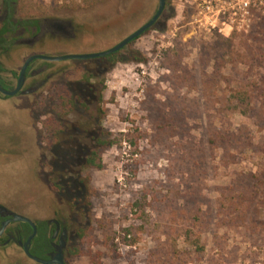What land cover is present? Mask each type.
Masks as SVG:
<instances>
[{
	"label": "rangeland",
	"instance_id": "rangeland-1",
	"mask_svg": "<svg viewBox=\"0 0 264 264\" xmlns=\"http://www.w3.org/2000/svg\"><path fill=\"white\" fill-rule=\"evenodd\" d=\"M201 1L166 0L157 23L122 50L139 52L144 63L60 64L67 72L52 95L68 99L74 91L87 107L66 108L56 138L71 149L72 168L95 133L114 140L102 152L103 169L83 172L91 179V222L82 239V226L72 224L81 255L68 264H264V0H248L244 22L239 0H221L225 21L235 18L228 34L199 23ZM91 2L18 0L17 11L22 19L70 21L72 48L95 53L133 33L158 6ZM85 73L96 75L87 86ZM30 108L27 100L14 109L21 124L30 123ZM46 140L39 150L0 145V203L42 217L54 205L69 219L49 186L53 139ZM0 264L33 263L10 244L0 246Z\"/></svg>",
	"mask_w": 264,
	"mask_h": 264
},
{
	"label": "flooded vegetation",
	"instance_id": "flooded-vegetation-1",
	"mask_svg": "<svg viewBox=\"0 0 264 264\" xmlns=\"http://www.w3.org/2000/svg\"><path fill=\"white\" fill-rule=\"evenodd\" d=\"M11 12L15 15L8 19V15ZM76 39L75 30L70 21L59 19L43 20L39 16H30L22 19L17 8L3 12L0 18V138H4V136H7V138L0 145L5 146V149L28 151L33 147L39 150L47 141L44 138V125L46 124L47 128L51 122L54 126L53 133L55 134L53 143L59 142L56 139L59 135L58 129H60L58 124H61L64 130L62 118L66 115L64 110H59L60 97L62 95L54 96L52 92L60 75H64L67 72V68L60 66V64L66 62L101 61V58H103L63 61L43 59V57L57 58L68 55L90 54L87 51H79L72 48L71 42L76 41ZM65 42H70L71 44H64ZM60 43L62 49L56 48ZM66 45L73 50V53L62 52ZM101 62L109 65L106 61ZM21 73L23 79L17 89ZM88 74L91 73L83 74L82 83L86 86L87 82H85V79H87ZM92 75H94V78L96 77L95 74ZM14 91L16 92L13 95L7 94ZM70 93L75 95L74 91ZM13 98L14 100L11 102ZM78 98L81 99L80 97ZM27 100L31 102L30 123L24 125L20 123L14 109ZM51 104L54 106V110L50 109L53 107H50ZM45 107L49 110L44 111L43 108ZM66 108L67 110H72L68 106ZM50 119L51 121L47 122ZM29 134H34L33 140L29 139ZM51 179L52 175L48 172L49 183ZM51 191L53 194L58 195L56 191L52 189ZM0 206L10 212L19 214L2 203H0ZM19 215L29 219L31 224L27 222H9L0 236V246L15 245L21 251L23 257L33 264H59V261L62 264H68V252L72 248L75 235L70 219L59 214L58 209L54 205H49V212L45 217L32 213ZM10 218L11 216L8 212L0 211V229L2 224ZM25 246L30 256L41 260L43 263H39L25 254Z\"/></svg>",
	"mask_w": 264,
	"mask_h": 264
},
{
	"label": "trees",
	"instance_id": "trees-1",
	"mask_svg": "<svg viewBox=\"0 0 264 264\" xmlns=\"http://www.w3.org/2000/svg\"><path fill=\"white\" fill-rule=\"evenodd\" d=\"M103 1L107 0H92L91 3L95 6ZM0 4L1 11L3 13L6 10L12 11L14 8H17L18 0H1ZM11 14L8 15V19L12 18L15 15ZM101 61H106L109 64L108 66L111 67L117 63L123 62L144 63L145 58L139 52H131L130 55L123 56L122 52L119 51L101 58ZM93 78L94 75L88 74L85 82L89 84L90 80ZM60 100L61 102L59 104V110L62 109L65 111V107L67 106L69 107V109L74 107H83L84 109H87L83 102L75 95H72L70 98H68V100L61 96ZM50 121L51 119L47 122ZM58 125L60 128L58 133H63L61 124ZM53 127L54 126L51 122L50 125L46 128L47 130H45V132L47 133V137H44L45 139H55ZM90 141L91 143L87 150L86 156L83 158V162L79 164V167L77 166V168H72L76 166H73L75 164L71 165L69 162V158H71V149L68 146H65V142H60L59 144L56 142L53 143L47 162L50 169V174L52 175V179L49 183L50 187L52 190L58 193L60 199L63 201L65 207L70 213V222L75 226H82V228H77V235L80 239H82L86 234L91 222V179L83 172L90 169L97 171L102 170V152L114 145V140H111L108 134H104L103 132L95 133V135L91 136ZM68 253L69 257H76L81 255L79 249L74 247H72Z\"/></svg>",
	"mask_w": 264,
	"mask_h": 264
},
{
	"label": "water",
	"instance_id": "water-1",
	"mask_svg": "<svg viewBox=\"0 0 264 264\" xmlns=\"http://www.w3.org/2000/svg\"><path fill=\"white\" fill-rule=\"evenodd\" d=\"M165 6H166V0H158V6H157L156 12L154 13V15L145 24H143L141 27H139L133 33H131L130 35H128L127 37L122 39L119 43H117L116 45L112 46L111 48H109L107 50H104V51H101V52H96V53L84 54V55H68V56H62V57H57V58L43 57V59L51 60V61H63V60H69V59H87L88 60V59H95V58L105 57V56H108L110 54L119 52L124 47H126L132 41H134L137 38H139L142 34H144L147 30H149L151 27H153L155 25L156 22L161 17V15H162V13H163V11L165 9ZM28 61H30V60H28ZM22 79H23V75L21 73V75L19 77L17 89L20 87V85L22 83ZM16 91L11 92V93H7V94L8 95H13ZM4 93H6V92H4ZM0 211L8 212V214L11 216V218L8 221H6V222H4L2 224V227L0 229V236H1L4 228L6 227V225H8L9 222H27V223L31 224L29 219H27L24 216L19 215L17 213L10 212L9 210L5 209L3 206H0ZM24 251H25V254H27L30 258L34 259L35 261H37L39 263H43V262H41V260L30 256L26 246L24 247ZM58 263L62 264L60 261Z\"/></svg>",
	"mask_w": 264,
	"mask_h": 264
},
{
	"label": "built area",
	"instance_id": "built-area-1",
	"mask_svg": "<svg viewBox=\"0 0 264 264\" xmlns=\"http://www.w3.org/2000/svg\"><path fill=\"white\" fill-rule=\"evenodd\" d=\"M238 8L241 12V22L249 21V1L248 0H239ZM196 9L198 10V15L201 16L199 23H204V27L207 29L216 30L219 33L222 32L220 26H225L227 29V34L233 28V23L235 18L228 17V21H225V7L224 1L221 0H202L200 3L196 5ZM248 27V25H246Z\"/></svg>",
	"mask_w": 264,
	"mask_h": 264
}]
</instances>
